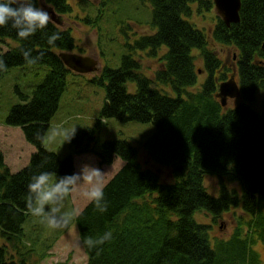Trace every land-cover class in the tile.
Returning <instances> with one entry per match:
<instances>
[{
  "label": "trees",
  "instance_id": "obj_1",
  "mask_svg": "<svg viewBox=\"0 0 264 264\" xmlns=\"http://www.w3.org/2000/svg\"><path fill=\"white\" fill-rule=\"evenodd\" d=\"M47 1L60 15L71 12L67 0ZM240 1L237 22L227 26L216 15L210 30L213 41L235 49L229 62L215 54L207 33L188 19L194 11L191 3L203 12L211 10L212 0H148L154 30L138 35L132 44L125 42L127 51L117 67L103 65L91 75L89 80L105 89L96 123L109 117L150 122L153 130L141 145L152 162L169 167L173 179L160 181L155 168L143 167L128 139L102 141L96 152L99 161L109 164L119 157L122 163L103 184L107 210L99 212L87 202L75 215L86 253L83 264H264L253 247L255 241L264 245V0ZM33 2L39 6L38 0ZM97 19L98 15L92 20ZM53 32L61 38L49 45ZM0 44L6 64L0 78L15 66L24 74L45 69L30 95L15 87L22 101L12 104L5 118L6 124L21 128L35 150L16 171L9 170L0 152V264H34L36 240L25 233L23 223L28 218L26 205L34 207L38 194L27 185L42 173L72 176V154L92 150L98 127L75 130L68 143L71 152L64 157L44 148L35 135L46 132L67 74L76 73L58 56L75 46L69 27L51 20L47 28L20 40L9 24L0 27ZM134 49L149 56L162 51L157 56L160 65L150 76L140 70ZM195 54L206 71L199 83ZM233 72L238 98L222 105L215 96L218 83ZM130 81L132 90L126 86ZM259 89L261 109L256 110L249 102ZM205 174L217 177V194L204 186ZM237 207L241 213L233 212L230 234L213 236L211 223ZM198 211L211 221L198 220ZM106 231L113 235L102 250L83 245L86 236L95 238Z\"/></svg>",
  "mask_w": 264,
  "mask_h": 264
},
{
  "label": "rangeland",
  "instance_id": "obj_2",
  "mask_svg": "<svg viewBox=\"0 0 264 264\" xmlns=\"http://www.w3.org/2000/svg\"><path fill=\"white\" fill-rule=\"evenodd\" d=\"M71 4V12L65 15L56 13L54 7L47 0H38L39 6L47 11L54 12L56 24L69 27L74 38L75 46L69 50L82 55H88L97 59L98 68L85 73H68L66 76V88L60 96L56 111L50 117L47 131L52 130L57 125H62L64 129L71 131L96 126L98 136L92 144V150L79 154H72L74 173L79 174V179L71 185V193L68 196L58 195L54 202L46 204L44 211L53 216L61 225L60 229H50L40 222L39 217L28 214V218L23 223L24 231L32 240H36L34 246L38 254L34 255L37 261L34 264H83L86 260V253L80 242L75 220L69 224L65 213L77 214L88 200L83 192L87 187L83 180V175L90 168H97L102 173V184L117 170L122 161L119 157L113 158L109 164L99 161L96 152L100 149V144L104 140L126 138L137 148L138 157L143 167L155 168L159 174L160 181H171L173 179L169 167L152 162L143 149L141 142L152 132L153 125L150 122L120 121L114 117L99 118V112L104 102L105 89L102 85L91 82V75L97 74L103 65L117 67L120 57L127 51L125 42L132 44L133 40L142 33L152 32L154 26L151 23L152 8L148 0H67ZM90 3L88 6L87 4ZM193 13L188 18L196 26L201 27L209 38V44L215 54L225 62H229L235 49L232 46L224 45L213 41L210 37V30L215 23V9L197 12L195 4L191 3ZM203 13V14H202ZM98 15L96 23L92 20ZM90 18L86 20L85 18ZM93 21V23H92ZM0 46H3L0 44ZM163 48H165L163 46ZM159 51L157 56L161 54ZM196 53L195 48L192 49ZM134 56L140 58V70L146 75L160 65L157 56H149L145 50L134 49ZM195 65L198 70L199 83L205 76L202 58L195 54ZM37 75L33 71L22 73L19 67L9 69L0 78V152L4 162L10 171H16L28 162L30 154L35 150V146L25 140L19 126L8 125L5 122L10 106L22 101L15 87L28 95L33 85L42 78L44 68L39 69ZM41 71V72H40ZM129 90L134 89V82L126 84ZM238 97L228 100V104L235 103ZM262 91L257 90L256 99L249 104L256 110L261 109ZM43 147L55 152L59 157L69 154L68 143L57 139L55 143H45ZM60 178L58 173L49 175V183L46 187L54 186ZM203 184L206 189L217 194L218 180L211 174H205ZM229 186H234V182H228ZM235 187V186H234ZM238 189V187H237ZM35 207V203H34ZM241 213L240 209L224 212L217 223H211V234L216 237H227L235 225L234 213ZM198 220L210 222L209 215L202 211L194 214ZM68 225L67 227H64ZM26 237V241L30 240ZM43 241L45 244H43ZM38 243V244H37ZM253 247L259 252L264 260V245L255 241ZM43 253V256H39Z\"/></svg>",
  "mask_w": 264,
  "mask_h": 264
},
{
  "label": "clouds",
  "instance_id": "obj_3",
  "mask_svg": "<svg viewBox=\"0 0 264 264\" xmlns=\"http://www.w3.org/2000/svg\"><path fill=\"white\" fill-rule=\"evenodd\" d=\"M51 21V17L42 7H37L33 0H0V27H5L10 24L15 30L16 36L20 40H27L35 35L37 30L47 28ZM61 38L59 32H53L48 38L47 43L53 45L54 41ZM35 61H29V64H34ZM0 71H6L5 61L0 58ZM36 138L41 143H55L56 140L62 139L64 143H70L75 135V128L71 131L64 129L62 125H57L52 128L51 132L47 131L41 134L39 131L35 134ZM103 173L97 168L90 170L83 175V180L86 182L83 195L90 204H93L99 212H105L107 205L104 198V188L102 184ZM81 176L74 173L72 176L59 178L58 182L48 188L49 176L47 173H42L39 176L33 177L32 182H29L27 188L32 193H37L35 207L31 203L26 205L27 213L33 217H39L40 222L45 224L50 229H60L61 225L50 214L45 213L44 207L55 201L58 195L68 196L71 193V185H74ZM68 217L69 224L75 218L74 213H65ZM65 225L64 227H67ZM112 232L106 231L102 235L95 238L86 236L82 243L88 249L102 250V246L112 239Z\"/></svg>",
  "mask_w": 264,
  "mask_h": 264
},
{
  "label": "water",
  "instance_id": "obj_4",
  "mask_svg": "<svg viewBox=\"0 0 264 264\" xmlns=\"http://www.w3.org/2000/svg\"><path fill=\"white\" fill-rule=\"evenodd\" d=\"M212 3L214 5L216 15L220 17L225 25L228 26L230 23H235L239 20L238 11L241 4L240 0H212ZM49 12L51 20L53 21L55 19L54 12L52 10ZM261 47L264 48V41L261 43ZM58 56L67 68L77 73L90 72L98 68L97 59L88 55L61 51L58 53ZM234 76L235 74L233 72L228 78L218 83L215 96L219 98L222 105L226 104L227 99L235 98L239 94L238 84Z\"/></svg>",
  "mask_w": 264,
  "mask_h": 264
}]
</instances>
